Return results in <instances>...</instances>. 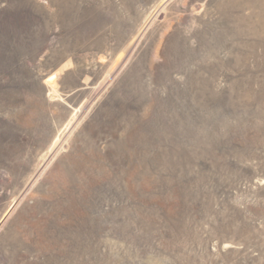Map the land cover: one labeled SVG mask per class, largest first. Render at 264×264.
<instances>
[{"label": "rangeland", "instance_id": "obj_1", "mask_svg": "<svg viewBox=\"0 0 264 264\" xmlns=\"http://www.w3.org/2000/svg\"><path fill=\"white\" fill-rule=\"evenodd\" d=\"M0 264H264V0H0Z\"/></svg>", "mask_w": 264, "mask_h": 264}]
</instances>
